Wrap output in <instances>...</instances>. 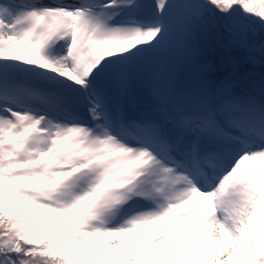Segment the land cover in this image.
<instances>
[{"label": "snow or ice", "instance_id": "snow-or-ice-1", "mask_svg": "<svg viewBox=\"0 0 264 264\" xmlns=\"http://www.w3.org/2000/svg\"><path fill=\"white\" fill-rule=\"evenodd\" d=\"M233 50L264 60V0H0V264H264Z\"/></svg>", "mask_w": 264, "mask_h": 264}, {"label": "trees", "instance_id": "trees-1", "mask_svg": "<svg viewBox=\"0 0 264 264\" xmlns=\"http://www.w3.org/2000/svg\"><path fill=\"white\" fill-rule=\"evenodd\" d=\"M230 55L240 63L238 75L243 76L248 74L249 79L258 80L260 75L264 73V60H261L259 57L257 58L256 64L253 65L245 62L244 53L241 51L233 50Z\"/></svg>", "mask_w": 264, "mask_h": 264}, {"label": "rangeland", "instance_id": "rangeland-1", "mask_svg": "<svg viewBox=\"0 0 264 264\" xmlns=\"http://www.w3.org/2000/svg\"><path fill=\"white\" fill-rule=\"evenodd\" d=\"M138 100L141 101L142 103L147 101V98L143 95V93L138 94Z\"/></svg>", "mask_w": 264, "mask_h": 264}, {"label": "bare ground", "instance_id": "bare-ground-1", "mask_svg": "<svg viewBox=\"0 0 264 264\" xmlns=\"http://www.w3.org/2000/svg\"><path fill=\"white\" fill-rule=\"evenodd\" d=\"M147 103H148V101H146L145 103H144V102L142 103L141 101L138 100V105H139V107H140L141 109H145L146 106H147Z\"/></svg>", "mask_w": 264, "mask_h": 264}]
</instances>
